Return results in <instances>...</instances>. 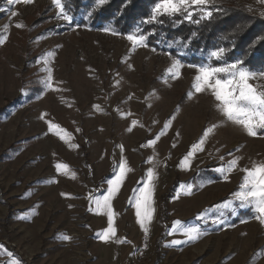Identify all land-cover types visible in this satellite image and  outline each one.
<instances>
[{"label":"rangeland","instance_id":"rangeland-1","mask_svg":"<svg viewBox=\"0 0 264 264\" xmlns=\"http://www.w3.org/2000/svg\"><path fill=\"white\" fill-rule=\"evenodd\" d=\"M239 1L264 13L260 0ZM58 13L52 0H0V264H136L137 255L144 264H264V224L248 210L210 222L216 202L238 190L239 169L264 162V136H248L225 120L210 93L192 90L195 68L185 66L173 78L166 52L133 47L127 36L75 25ZM48 68L51 88L42 84ZM250 83L264 85V79ZM50 125L68 133L67 142ZM201 138L203 150L185 170L181 161ZM236 157L238 167L225 180L216 170ZM121 159L131 171L112 200L116 236L105 242L98 233L107 229V216L91 201L106 194ZM57 163L67 164L69 175L59 174ZM154 166L155 212L145 233L133 198ZM210 167L218 180L188 182ZM176 178L161 225L159 201ZM191 226L207 234L171 245Z\"/></svg>","mask_w":264,"mask_h":264},{"label":"snow or ice","instance_id":"snow-or-ice-1","mask_svg":"<svg viewBox=\"0 0 264 264\" xmlns=\"http://www.w3.org/2000/svg\"><path fill=\"white\" fill-rule=\"evenodd\" d=\"M31 0H7L9 5H15L19 3H30ZM108 0H94L95 5L103 6ZM264 3V0H260ZM52 3L59 10V17L73 22V17L68 10V0H52ZM212 3V0H157L151 9L150 16L141 21L140 25H137L136 30L127 35L126 39L131 42L133 47L147 46L146 41L149 39L148 34L144 33L141 25L147 23H160L163 24L161 17H167L172 19L174 23L187 20L199 24L201 21L213 20L214 13L220 12L219 8H210L208 5ZM193 6H196L193 9ZM91 15V12L88 13ZM197 15V19L193 20V16ZM12 15H16L15 12ZM264 16V13H261ZM181 17V21H176V17ZM16 27L21 28L23 25L17 24ZM106 32H110L111 29H103ZM113 35L117 34L112 32ZM154 35V33H152ZM3 39L0 38V43ZM186 45H190V41L183 40L179 45L184 48ZM230 49L217 48L210 51L207 56V60L199 64L187 63L182 59L181 54L165 53L172 57V64L167 69V74L175 78L179 76L180 69L187 66L195 68L196 75L193 79L191 89L196 93H210L216 103L217 110L224 116L227 122H231L234 125L241 127L248 136L255 137L258 134V130H264V85H254L250 81L256 80L258 77L264 79V72H256L250 70L245 66L242 59L235 61H228L225 59V53ZM215 58L220 62L218 66L211 63ZM47 76L42 81L45 88H51L52 73L51 69H45ZM22 93L27 94L23 89ZM192 92H189V98H191ZM50 130L55 127L56 134L60 136L61 140L67 142L69 134L60 129L59 126L50 125ZM168 125L165 124V128ZM215 127V126H214ZM212 129H208L204 137H207ZM205 143V139L201 138L198 144L192 146V150L181 161V166L187 170L190 167V158L194 152L203 150L202 146ZM223 160V157H221ZM240 157H236L228 162L226 166H221L218 171L225 180L228 179V174L235 171L238 167ZM113 178L107 180V192L105 195L95 198L92 203L95 205V210L98 214H105L108 219V227L102 233H98L100 239L105 242L109 241L116 236V229L114 227V217L116 213L112 208V200L119 191L122 183L126 177L127 172L131 169L127 166V162L121 159L120 163L114 164ZM57 172L61 175H69L70 169L67 164L57 163L55 165ZM244 173L238 190L235 191L232 196L222 202L220 205L215 206L212 210L217 213L216 218H212L210 222L214 225H218L223 220L222 213L235 214L239 210H250L254 218L261 224H264V162H254L251 168L239 169ZM71 177L75 178V173H71ZM157 174L155 172V166L148 170L143 186L136 190L137 195L133 198L134 207L136 210L137 222L140 224L142 230L145 233L148 232L147 224H149L153 218L155 212L154 209V192H155V180ZM55 182V181H52ZM187 194L192 193L193 185H185ZM91 200V198H90ZM31 211V210H30ZM210 213L208 210L201 214L198 219L202 222H207ZM180 221H176V225H180ZM169 234H174V230H171ZM185 237L182 240H173L171 245H180L187 243H194L205 236L207 233L200 227L191 226L185 227L180 233ZM65 241L71 238L67 235L59 237ZM17 264H20L17 261Z\"/></svg>","mask_w":264,"mask_h":264},{"label":"trees","instance_id":"trees-1","mask_svg":"<svg viewBox=\"0 0 264 264\" xmlns=\"http://www.w3.org/2000/svg\"><path fill=\"white\" fill-rule=\"evenodd\" d=\"M156 2L157 0H108L105 5L97 6L94 0H68V10L75 25L101 26L127 36L136 30L142 20L150 16ZM195 7L193 6V9ZM208 7L221 10L214 13L215 18L210 22L204 20L196 24L183 20L174 23L172 19L161 17L163 24L153 22L141 25L144 33L149 36L147 46L166 53H186L182 58L193 64L207 60V54L212 50L230 49L225 53L226 60L242 59L250 70L264 72V16L254 14L244 1L239 0H216ZM197 15L193 16V20L197 19ZM176 21H181V17L177 16ZM183 40L190 41V45L181 48L179 45ZM211 63L215 66L220 64L215 58ZM257 135L264 136V130H258ZM197 178L218 180L211 167L199 170L188 182H196ZM178 181L179 178H176L167 192L161 195V225L168 216L167 200L172 196ZM231 192L216 204L226 201ZM248 211L250 217H254L253 213ZM162 241L161 232L155 240L157 251L161 248Z\"/></svg>","mask_w":264,"mask_h":264},{"label":"built area","instance_id":"built-area-1","mask_svg":"<svg viewBox=\"0 0 264 264\" xmlns=\"http://www.w3.org/2000/svg\"><path fill=\"white\" fill-rule=\"evenodd\" d=\"M146 261L143 257H141L140 255H137L135 258V263L136 264H144Z\"/></svg>","mask_w":264,"mask_h":264}]
</instances>
